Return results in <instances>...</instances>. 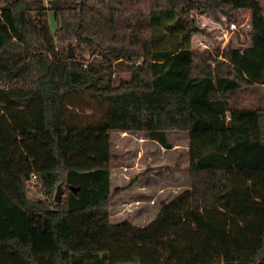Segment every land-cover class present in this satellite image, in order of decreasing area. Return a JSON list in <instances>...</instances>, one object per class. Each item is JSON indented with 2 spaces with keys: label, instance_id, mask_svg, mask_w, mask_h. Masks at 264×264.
I'll return each instance as SVG.
<instances>
[{
  "label": "trees",
  "instance_id": "1",
  "mask_svg": "<svg viewBox=\"0 0 264 264\" xmlns=\"http://www.w3.org/2000/svg\"><path fill=\"white\" fill-rule=\"evenodd\" d=\"M242 10L250 47L192 49L197 15ZM92 102L103 115L85 113ZM114 131L166 149L188 133L190 186L146 227L111 221ZM34 177L49 200L66 190L54 208L29 199ZM0 195L23 220L0 231V264H264L260 0H4Z\"/></svg>",
  "mask_w": 264,
  "mask_h": 264
},
{
  "label": "rangeland",
  "instance_id": "2",
  "mask_svg": "<svg viewBox=\"0 0 264 264\" xmlns=\"http://www.w3.org/2000/svg\"><path fill=\"white\" fill-rule=\"evenodd\" d=\"M43 1L48 5L49 0ZM260 2L264 12V0ZM3 4L4 0H0V5ZM47 17L54 28L50 13ZM197 24L200 31L191 41V47L196 52L218 58L217 55L229 45L240 49L251 46L252 15L248 10L240 11L236 18L197 15ZM70 50L74 57L86 56L83 48L69 46ZM244 101L250 105L255 101V96L244 97ZM94 110L98 111V115L104 114L93 102L84 108L86 114ZM110 137L112 182L108 208L111 221L119 223L129 220L137 227H146L155 219L162 203L171 201L190 186L188 133L170 131L168 138L171 149L147 139L143 132L114 131ZM38 186V179L28 181L26 189L29 199L43 200L52 208L66 193L65 189L62 191L59 187L54 199L49 200ZM9 202L0 195V231L17 234L23 228L22 214Z\"/></svg>",
  "mask_w": 264,
  "mask_h": 264
},
{
  "label": "water",
  "instance_id": "3",
  "mask_svg": "<svg viewBox=\"0 0 264 264\" xmlns=\"http://www.w3.org/2000/svg\"><path fill=\"white\" fill-rule=\"evenodd\" d=\"M69 58H74V54H73V52H72V50H70V52H69Z\"/></svg>",
  "mask_w": 264,
  "mask_h": 264
},
{
  "label": "built area",
  "instance_id": "4",
  "mask_svg": "<svg viewBox=\"0 0 264 264\" xmlns=\"http://www.w3.org/2000/svg\"><path fill=\"white\" fill-rule=\"evenodd\" d=\"M34 179H36V177H34ZM32 181V180H31ZM34 181V180H33Z\"/></svg>",
  "mask_w": 264,
  "mask_h": 264
}]
</instances>
